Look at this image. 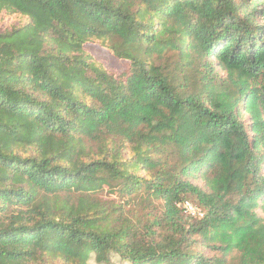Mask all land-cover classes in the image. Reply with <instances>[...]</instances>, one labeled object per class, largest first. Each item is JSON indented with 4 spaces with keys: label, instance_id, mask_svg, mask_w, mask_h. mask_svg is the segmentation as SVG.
Segmentation results:
<instances>
[{
    "label": "trees",
    "instance_id": "1",
    "mask_svg": "<svg viewBox=\"0 0 264 264\" xmlns=\"http://www.w3.org/2000/svg\"><path fill=\"white\" fill-rule=\"evenodd\" d=\"M92 259L264 264V0H0V264Z\"/></svg>",
    "mask_w": 264,
    "mask_h": 264
},
{
    "label": "rangeland",
    "instance_id": "2",
    "mask_svg": "<svg viewBox=\"0 0 264 264\" xmlns=\"http://www.w3.org/2000/svg\"><path fill=\"white\" fill-rule=\"evenodd\" d=\"M86 48L108 69L113 72H119L123 68V63L109 54L104 48L96 44H89ZM89 264H99L93 259L89 261Z\"/></svg>",
    "mask_w": 264,
    "mask_h": 264
},
{
    "label": "built area",
    "instance_id": "3",
    "mask_svg": "<svg viewBox=\"0 0 264 264\" xmlns=\"http://www.w3.org/2000/svg\"><path fill=\"white\" fill-rule=\"evenodd\" d=\"M184 211L189 213L192 216H202L203 212L194 204L190 202H184L183 203Z\"/></svg>",
    "mask_w": 264,
    "mask_h": 264
}]
</instances>
